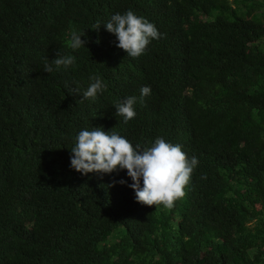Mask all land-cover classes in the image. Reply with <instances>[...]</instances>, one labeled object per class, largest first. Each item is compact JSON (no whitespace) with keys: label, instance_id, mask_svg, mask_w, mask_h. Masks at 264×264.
Here are the masks:
<instances>
[{"label":"trees","instance_id":"trees-1","mask_svg":"<svg viewBox=\"0 0 264 264\" xmlns=\"http://www.w3.org/2000/svg\"><path fill=\"white\" fill-rule=\"evenodd\" d=\"M128 10L162 34L138 58L105 26ZM94 128L181 145L199 161L185 196L147 206L126 169L71 168ZM0 264H264V0H0Z\"/></svg>","mask_w":264,"mask_h":264},{"label":"clouds","instance_id":"clouds-1","mask_svg":"<svg viewBox=\"0 0 264 264\" xmlns=\"http://www.w3.org/2000/svg\"><path fill=\"white\" fill-rule=\"evenodd\" d=\"M99 26L100 24H97L93 29L98 30ZM105 26L107 31L115 34L118 40L117 47L123 49L131 58L143 55L147 45L152 40L160 39L162 35L154 23L137 16L131 10L124 14L112 15ZM86 35L85 31L80 32L73 28L68 46L73 50L85 46L86 41L81 37ZM75 63V57L71 55L57 56L51 64L45 62L44 71L51 73L54 70H67ZM90 79L94 82L82 95L84 99L94 101L99 93L106 90L107 85L99 77L93 76ZM65 87H69L67 82ZM69 93L79 94L80 89L71 88ZM150 94L151 88L143 86L140 90L141 101ZM136 103L135 96L118 101L114 105L116 115L122 117L125 123L134 119ZM71 152L70 167L82 174L90 172L111 174L126 169L127 176L132 180L128 186L134 190L135 200L147 206L163 205L166 209H171L175 201L185 196V188L199 163L195 156L189 159L182 151L181 145L169 143L163 138H156L150 147L142 148L139 144L134 147L125 137L116 132L109 134L101 128L81 130ZM119 183L124 184L126 181L120 180Z\"/></svg>","mask_w":264,"mask_h":264}]
</instances>
